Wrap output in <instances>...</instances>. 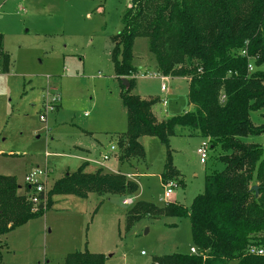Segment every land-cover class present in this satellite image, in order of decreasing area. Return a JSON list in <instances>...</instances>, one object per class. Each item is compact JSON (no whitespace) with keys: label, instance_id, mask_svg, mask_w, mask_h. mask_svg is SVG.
<instances>
[{"label":"rangeland","instance_id":"374dc122","mask_svg":"<svg viewBox=\"0 0 264 264\" xmlns=\"http://www.w3.org/2000/svg\"><path fill=\"white\" fill-rule=\"evenodd\" d=\"M131 2L0 0V34L11 56L10 71L0 67V153H12L0 156V174L16 176L28 198L27 171L46 164L52 171L44 214L1 237L2 264H64L68 254L85 250L105 255V264H154L158 256L192 253L189 217L146 215L132 225L127 221L140 200L190 206L204 191L206 175L225 169L220 149L211 143L202 163L198 149L208 140L189 127H179L170 141L172 163L184 181L174 179L179 186L170 199L164 198L166 181L161 176L168 151L158 137H142L144 160L118 167V138L128 120L120 96L125 83L116 76L111 59L112 37L122 30ZM133 63L138 74L148 75L135 78L133 91L157 100L153 111L159 120L193 109L186 78L170 77L167 85L173 93L161 90L148 38L136 39ZM259 69L264 71V64ZM49 107L53 110L47 111ZM45 112L43 121L40 115ZM252 120L264 125V108L252 113ZM243 141L264 146V134ZM112 146L117 150L111 151ZM104 155L110 156L104 163L115 170L137 174L128 175L138 182L136 195L54 194L49 205V191L57 180L81 166L95 172V161L103 162ZM128 198L132 204L124 203Z\"/></svg>","mask_w":264,"mask_h":264},{"label":"trees","instance_id":"16d2710c","mask_svg":"<svg viewBox=\"0 0 264 264\" xmlns=\"http://www.w3.org/2000/svg\"><path fill=\"white\" fill-rule=\"evenodd\" d=\"M140 37L148 38L159 74L189 81L192 110L159 120L153 111L157 100L134 93V45ZM112 41L115 74L127 80L120 94L128 120L118 138L120 163L144 160L141 139L155 136L168 151L163 183H183L172 163L170 141L179 127H189L220 149L225 164L223 171L206 175L204 191L188 207L140 200L130 209V225L146 215L191 220L198 253L158 256L154 264H264V254L251 253L254 247L264 250V146L243 141L264 134V125L252 120V113L264 108V71L259 69L264 64V0H132ZM10 64L0 34V67L8 72ZM22 188L16 176L0 174V264L1 237L44 214L45 205L33 209ZM138 190V182L124 173H87L81 166L56 181L49 205L54 194L131 196ZM105 263V255L88 250L70 253L64 261Z\"/></svg>","mask_w":264,"mask_h":264},{"label":"built area","instance_id":"2783aa9c","mask_svg":"<svg viewBox=\"0 0 264 264\" xmlns=\"http://www.w3.org/2000/svg\"><path fill=\"white\" fill-rule=\"evenodd\" d=\"M254 69L253 64L251 63L249 65V70L252 71ZM134 78L137 77H147L148 75L146 73H142V74H134L132 75ZM162 82H161V90L163 92H169L170 89L168 88L167 85V81H169L170 77L169 76H164L159 74ZM164 105H167V100H163ZM48 110H53L52 107H49L47 109ZM46 111V112H47ZM43 113L40 115V119L41 120H46V116L47 114ZM208 140V139H207ZM210 141H206L204 143V145L198 149V154L201 157V161L202 163H206L207 159H208V151H207V147L209 145ZM115 146L112 147V150H115ZM109 159L108 155H105L104 160ZM50 167L46 164L45 166H38V167H34L33 169H31L25 177V184L26 187L28 188V193H29V200L31 201L32 205L35 206L37 208V206H39L40 204H44V209L46 208V200H47V192H46V188H47V181L50 177ZM130 176V175H129ZM128 176V177H129ZM165 184V193H164V198L170 199L174 194H175V189L179 186L178 182L175 180H170ZM125 204H132L133 200L132 199H126L124 201ZM192 253L197 254L198 251L197 249L194 247L192 249ZM251 253L253 254H259V255H263L264 254V250L263 249H257V248H252L251 249Z\"/></svg>","mask_w":264,"mask_h":264},{"label":"crops","instance_id":"0c3cea01","mask_svg":"<svg viewBox=\"0 0 264 264\" xmlns=\"http://www.w3.org/2000/svg\"><path fill=\"white\" fill-rule=\"evenodd\" d=\"M3 35V34H2ZM3 49H4V51H5V38H4V35H3ZM6 52V51H5ZM7 53V52H6ZM9 54V53H8ZM10 55V54H9ZM10 58H11V56H10ZM10 68H11V64H10ZM9 71H10V69H9ZM8 71V72H9ZM139 72V71H138ZM138 74V73H137ZM169 93H173V90L170 88V91H169ZM157 116V115H156ZM166 118H169V117H166ZM113 147V146H112ZM112 147H111V151H116L117 150V147L115 148V150H112ZM118 150H119V147H118ZM4 155H6V156H11L12 155V153L11 154H6V153H0V156H4ZM9 156V157H10ZM104 157H105V155H104ZM117 160H118V167H130V166H132V163H131V161L127 164V163H123V164H121L120 163V161H119V154H118V156H117ZM110 160V156H109V159H107V161H109ZM87 163H86V165L88 164V163H90L91 162V160H88V161H86ZM104 162H106V160H104L103 162L102 161H95V164H98V167H97V170L98 169H101L100 167L102 166V165H104L105 167H107V168H109V169H111L114 173H118V172H121L122 173V171H120V170H115V168H113L112 167V164H111V166H109L108 164H105ZM94 163V162H93ZM31 169H29V171H30ZM96 170V171H97ZM29 171H27V173L29 172ZM95 171V172H96ZM73 172H75V171H73ZM85 172H87L86 170H85ZM51 173H52V171L50 172V175H51ZM87 173H91V172H87ZM94 173V172H93ZM124 174H125V172H123ZM131 174H134V175H137V174H135V173H133V172H128V173H126V175L128 176V175H131ZM138 198V197H137ZM128 199H132V198H128ZM126 200V199H125ZM133 200V199H132Z\"/></svg>","mask_w":264,"mask_h":264},{"label":"water","instance_id":"95a60500","mask_svg":"<svg viewBox=\"0 0 264 264\" xmlns=\"http://www.w3.org/2000/svg\"><path fill=\"white\" fill-rule=\"evenodd\" d=\"M124 83H127V80H126V79L124 80ZM254 188H255V189L258 191V189H257V187H256V186H255Z\"/></svg>","mask_w":264,"mask_h":264}]
</instances>
